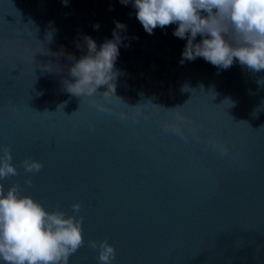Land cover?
<instances>
[{"label": "water", "instance_id": "1", "mask_svg": "<svg viewBox=\"0 0 264 264\" xmlns=\"http://www.w3.org/2000/svg\"><path fill=\"white\" fill-rule=\"evenodd\" d=\"M133 4L0 0V149L19 171L5 190L68 215L82 205L86 243L69 264H99L87 241L104 239L114 264H264V70L181 63L178 25L149 34ZM117 21L121 100L72 95L84 38L99 49Z\"/></svg>", "mask_w": 264, "mask_h": 264}, {"label": "clouds", "instance_id": "2", "mask_svg": "<svg viewBox=\"0 0 264 264\" xmlns=\"http://www.w3.org/2000/svg\"><path fill=\"white\" fill-rule=\"evenodd\" d=\"M128 2L121 0L125 5ZM67 3L64 0L65 6ZM133 7L137 9L136 18L149 34L157 26L178 25L174 36L187 38L181 63L202 57L214 66L228 69L238 59L254 72L264 70V0H134ZM115 23L114 39L105 41L99 49L91 37L84 38L87 54L68 68L71 79H67L65 87L72 95L120 99L116 95L119 73L115 62L121 43L119 32L127 26ZM94 27L98 29L99 25ZM198 35L204 38L194 43ZM102 86L107 90L101 93ZM43 166L31 157L21 163L26 174H38ZM18 175L11 147H3L0 149V262L69 264L71 256L86 243L84 218L79 215L82 205L73 204V214L68 215L59 207L49 211L34 197L22 195L19 183L5 190L2 181ZM25 184L31 187L32 180L26 179ZM87 246L98 252L99 264H114L116 248L107 239L88 240Z\"/></svg>", "mask_w": 264, "mask_h": 264}]
</instances>
